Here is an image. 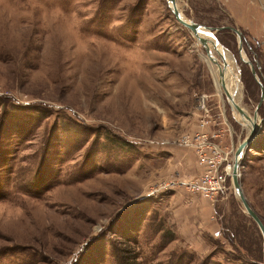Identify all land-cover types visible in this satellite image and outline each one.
<instances>
[{"label":"rangeland","instance_id":"374dc122","mask_svg":"<svg viewBox=\"0 0 264 264\" xmlns=\"http://www.w3.org/2000/svg\"><path fill=\"white\" fill-rule=\"evenodd\" d=\"M175 4L189 21L240 33L241 47L213 31L239 107L251 123L256 113L238 180L264 225V0ZM210 52L167 0H0V264H264L231 173L213 202L182 185L206 170L196 136L233 166L250 133ZM177 191L213 212L188 218L191 246L172 223Z\"/></svg>","mask_w":264,"mask_h":264},{"label":"built area","instance_id":"2783aa9c","mask_svg":"<svg viewBox=\"0 0 264 264\" xmlns=\"http://www.w3.org/2000/svg\"><path fill=\"white\" fill-rule=\"evenodd\" d=\"M204 137V136H203ZM196 136L192 144L199 156V163L205 166V172L198 178L182 183L191 194H200L213 202L215 197L226 190V178L231 173V165L227 160L226 153L214 143L200 141Z\"/></svg>","mask_w":264,"mask_h":264},{"label":"water","instance_id":"95a60500","mask_svg":"<svg viewBox=\"0 0 264 264\" xmlns=\"http://www.w3.org/2000/svg\"><path fill=\"white\" fill-rule=\"evenodd\" d=\"M167 5H168V8H169L171 14L173 15L174 19L176 20V22L179 25H181L182 27H184L187 30H189L193 34L194 37H198V33H199L200 30H202V29L207 30L209 35H212V37L215 39V43L213 44L214 45V49H217L218 46H220V45H219V42L214 37V35H213L214 32L213 31H219V30H225V29H229L230 31L234 32L238 36L239 43H240L239 46L241 47L240 33L236 29L221 27V28L213 30L212 28H206L204 26H201L199 24H196V23H194L192 21H189V20L185 19L181 15L179 10L177 9L176 4H175V0H167ZM198 41H199V43L202 46L206 47V44H207V40L206 39L199 38ZM205 51L207 53H209V51H207L206 49H205ZM221 59L223 60V65L226 66V63L224 62V59L222 57H221ZM252 74L255 75V72L252 71ZM236 108L241 114H243V110L239 106H236ZM256 120L257 119H256V113H255L254 116H253L252 127H251V129L249 131L250 133H249L248 137L240 145H238V147H237V149H236V151L234 153V162H233L232 171H231V180H232L233 188H234L237 196L239 197L240 202H241L246 214L257 225V227H258V229H259V231H260V233H261V235H262V237L264 239V225L261 222L260 218L257 216V214L249 206V204L247 203L246 199L244 198V196H243V194L241 192V187H240L239 180H238L239 168L241 166V157L243 155L244 150L252 143V141H253L256 133H257V130H258L257 129V125H256Z\"/></svg>","mask_w":264,"mask_h":264},{"label":"bare ground","instance_id":"6f19581e","mask_svg":"<svg viewBox=\"0 0 264 264\" xmlns=\"http://www.w3.org/2000/svg\"><path fill=\"white\" fill-rule=\"evenodd\" d=\"M177 7V5H176ZM199 38L202 39H206L207 40V44L206 47L205 46H201L204 47V49H206L207 51H209V53L206 52V56L211 60V52L210 50H214V52L216 54H218L220 57H222L224 59V62L226 63V66H222V68L218 69V66H215V70L213 73V78L216 82L217 87L219 86L220 90L223 91L224 95H225V99L228 101L229 107L231 108L230 110L233 111V113L235 114V117H237L239 119V121L241 122V124L248 129V131H250L251 127H252V123L251 121L249 122V115H246L245 111L243 110V114H241L236 106H240L239 105V99H237V96L241 93L240 92V85H239V77L237 75V73H233L230 64L232 65V57L224 50L222 49L221 46H218L217 49H214V43H215V39L212 37V35H209L208 31L205 29H202L199 31L198 33V37H195V40L197 42ZM210 49L208 50L207 49ZM218 78V79H217ZM218 82V84H217ZM236 96V97H235ZM240 115V116H239ZM247 116V117H245ZM241 117V118H240Z\"/></svg>","mask_w":264,"mask_h":264},{"label":"crops","instance_id":"0c3cea01","mask_svg":"<svg viewBox=\"0 0 264 264\" xmlns=\"http://www.w3.org/2000/svg\"><path fill=\"white\" fill-rule=\"evenodd\" d=\"M186 193L183 192V191H177L171 195V197L169 198L170 202L171 201H175V203H177V205H180V207L176 208L174 211H173V220H172V223L176 225V232L175 234L176 235H179L182 237V239H185L186 241H188L190 246L191 244L194 245V240H191L192 237L190 236V232L192 231V227L193 225H191V222L189 221V217L192 216V219H196V221H198L199 217H205L206 215H211L212 213L209 211V209H206L207 205H206V202L203 200L200 202V200H198L200 203H198L201 208H199V205H197V208H195L193 205H191L189 208H188V202H184L185 199H187V196L185 195ZM185 196V197H184ZM192 200V198L190 199ZM197 201V200H196ZM187 207V208H186ZM213 211V209H212ZM210 213V214H209ZM198 218V219H197ZM195 227V226H194ZM190 228H192L190 230ZM212 236L214 237H219V229L218 231L216 232H212L211 233ZM200 238V236H199ZM193 248V247H192ZM193 250H197L195 248H193Z\"/></svg>","mask_w":264,"mask_h":264}]
</instances>
